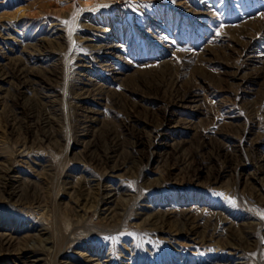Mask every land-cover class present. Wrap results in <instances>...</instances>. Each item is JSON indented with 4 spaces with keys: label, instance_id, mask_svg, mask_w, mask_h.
Listing matches in <instances>:
<instances>
[{
    "label": "rangeland",
    "instance_id": "rangeland-1",
    "mask_svg": "<svg viewBox=\"0 0 264 264\" xmlns=\"http://www.w3.org/2000/svg\"><path fill=\"white\" fill-rule=\"evenodd\" d=\"M0 264H264V0H0Z\"/></svg>",
    "mask_w": 264,
    "mask_h": 264
},
{
    "label": "snow or ice",
    "instance_id": "snow-or-ice-1",
    "mask_svg": "<svg viewBox=\"0 0 264 264\" xmlns=\"http://www.w3.org/2000/svg\"><path fill=\"white\" fill-rule=\"evenodd\" d=\"M65 23H68L67 21H65Z\"/></svg>",
    "mask_w": 264,
    "mask_h": 264
}]
</instances>
